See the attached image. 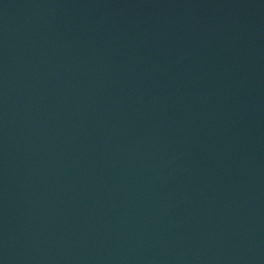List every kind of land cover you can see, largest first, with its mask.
<instances>
[{
  "label": "water",
  "instance_id": "95a60500",
  "mask_svg": "<svg viewBox=\"0 0 264 264\" xmlns=\"http://www.w3.org/2000/svg\"><path fill=\"white\" fill-rule=\"evenodd\" d=\"M0 264H264V0H0Z\"/></svg>",
  "mask_w": 264,
  "mask_h": 264
}]
</instances>
